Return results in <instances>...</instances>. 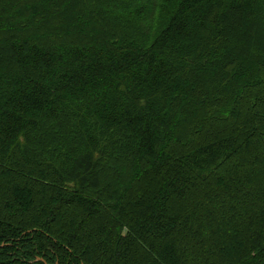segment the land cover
<instances>
[{
  "label": "trees",
  "instance_id": "16d2710c",
  "mask_svg": "<svg viewBox=\"0 0 264 264\" xmlns=\"http://www.w3.org/2000/svg\"><path fill=\"white\" fill-rule=\"evenodd\" d=\"M0 264H264V0H0Z\"/></svg>",
  "mask_w": 264,
  "mask_h": 264
}]
</instances>
